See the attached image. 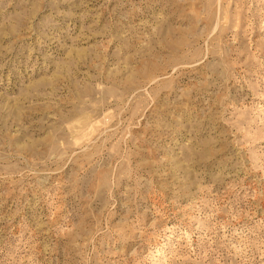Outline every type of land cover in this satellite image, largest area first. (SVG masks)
Returning <instances> with one entry per match:
<instances>
[{"label": "rangeland", "instance_id": "374dc122", "mask_svg": "<svg viewBox=\"0 0 264 264\" xmlns=\"http://www.w3.org/2000/svg\"><path fill=\"white\" fill-rule=\"evenodd\" d=\"M0 264H264V0H0Z\"/></svg>", "mask_w": 264, "mask_h": 264}]
</instances>
